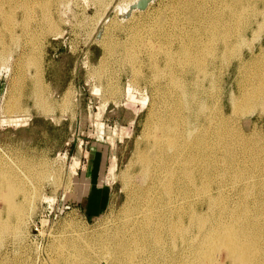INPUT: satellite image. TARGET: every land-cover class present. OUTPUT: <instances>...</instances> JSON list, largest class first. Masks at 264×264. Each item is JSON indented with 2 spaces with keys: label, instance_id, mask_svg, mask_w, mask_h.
Returning <instances> with one entry per match:
<instances>
[{
  "label": "bare ground",
  "instance_id": "6f19581e",
  "mask_svg": "<svg viewBox=\"0 0 264 264\" xmlns=\"http://www.w3.org/2000/svg\"><path fill=\"white\" fill-rule=\"evenodd\" d=\"M43 1L40 3L44 4L49 0ZM139 1L116 2L113 7L123 20L127 18L129 21L134 18L135 11H146L148 9L146 7L150 5L149 3L152 0H146L145 8L138 6ZM72 2L69 1V3ZM4 5L6 4L4 3ZM49 6L48 8H50ZM67 6L69 8L68 4ZM181 6L184 7L182 15L177 14L176 17H179V19L176 18L175 23L176 27L180 28H178V31L176 30L174 35L171 33L172 31L170 32L172 35L169 33L172 37L178 38V44L175 46L170 44V36L168 34L162 36L161 30L159 45L154 46L152 42L151 47L153 49L149 50L151 51L150 56H153L150 62L152 68H149L153 70L151 75H154L150 78L153 79L150 84H152V87L154 86L158 96L156 95L157 98L153 97L150 106L148 105L146 128L142 131V138L138 143L136 152L121 175L127 195V204L124 207L123 215L118 222L116 221L117 223L108 226L101 232H94L89 235L84 231H80L62 236V241L56 242L58 244L56 251L53 250L56 252V256L52 259V264H264V131L257 129L259 122L264 119V0H215L214 6H211L212 8H209L208 4L205 5L204 2L194 4L190 0ZM24 8L26 9L23 12L26 13L23 18L21 17L20 22L26 24L32 14H30L31 7H23V10ZM61 8L59 9L58 6L59 10ZM1 10L3 11V9ZM1 10L0 12H2ZM47 10L45 9V13ZM11 11L13 10L11 9ZM45 16L46 18H42L47 29L58 27L56 19L49 16V14ZM106 16L107 14H104V16H99V20L97 19L100 23L99 28L103 29V33L100 34L103 39L106 37L105 31L107 28V31L110 27L112 28V24L110 26L112 20L107 21ZM9 18L10 16L6 18L0 14V19L3 20L1 21L3 24L0 26V37L2 39L5 38L3 25L8 26L10 23H8ZM32 19L34 18H31L30 21ZM117 22L113 21L112 23L116 25ZM25 24L20 25L25 27ZM9 29L13 30L11 27ZM28 29L26 30L28 31ZM60 34L63 33L60 32ZM10 36L13 37V35ZM16 39L14 37L12 40L15 41ZM20 39L17 41L20 42ZM105 43L109 48H114L115 42H110L107 39ZM142 44L144 43L142 42ZM21 46L19 44V47ZM1 47L0 69H5L8 66L6 63H9L11 58L10 52L7 53L8 47L11 48V46L6 47L4 45ZM26 48L21 54H27L30 59L34 58L35 55L30 57L31 51H27ZM32 50L35 49L32 48ZM132 51L130 53H128V50L124 52L127 53V56L129 54V58H131L135 56V51L134 53ZM158 53L162 54V64L159 63V60H156L158 56L155 55H159ZM127 56L126 58H128ZM28 57L26 56V58ZM20 58L22 59L21 56ZM136 58L138 56H135ZM34 59L37 62V58ZM36 62L32 64L34 65ZM18 63L20 62L18 61ZM37 64L34 68L38 66ZM105 65L102 66L101 64V67H105ZM141 72L139 74H142ZM136 73H138V70ZM100 76L97 78L100 79ZM38 79L35 78L36 81ZM103 80L100 82L102 83ZM15 82L17 83L18 80L16 79ZM37 88L38 86L32 90V96L34 95L35 99L39 97V101L42 103L44 99L41 97L44 94H42V90L39 91ZM131 89L134 90V87L129 84L127 93ZM134 93H136L135 90L133 98L136 99ZM17 97L13 99L16 100ZM63 100L67 102L66 99ZM148 101L147 97V100H143L142 103ZM20 102H22V99ZM40 102L38 107L41 105ZM43 104L47 105L45 102ZM66 105L67 103L63 104V107H66ZM9 107L11 106L8 105ZM45 110H47V107ZM17 113L19 112L17 111ZM17 117H15V120H17ZM242 120H248L251 123L249 133L243 132L241 128ZM24 163L27 165L26 162ZM75 163L72 167L74 174L77 171ZM32 167L31 169H33ZM116 169L117 163L114 158L109 171L110 174L114 175V178L117 176ZM15 170L18 169L15 168ZM15 172L12 171L9 164L0 163V186L10 189V193L3 196L4 205L0 207V238L3 232H6L9 228L11 229L12 224L17 229H21V225L24 223L25 206L23 207V200L17 201L13 196L21 188L14 176ZM23 187H25V184ZM28 203L30 202L28 201ZM14 216L16 218L13 222L12 218ZM177 246L178 248H176ZM220 249L225 250V254L221 257L214 253L215 251L220 252ZM37 250L39 252L40 248H37ZM7 261L9 262L8 259ZM0 264L8 263L4 261L3 257Z\"/></svg>",
  "mask_w": 264,
  "mask_h": 264
},
{
  "label": "rangeland",
  "instance_id": "374dc122",
  "mask_svg": "<svg viewBox=\"0 0 264 264\" xmlns=\"http://www.w3.org/2000/svg\"><path fill=\"white\" fill-rule=\"evenodd\" d=\"M1 1L2 0H0V2ZM57 1L58 0H49L47 1V3L45 2L44 4H41L40 2H44L43 0H10V4L9 0H3L0 3V10L3 9V11L1 10L2 12H0V14L6 18L7 16H10V18L8 19V23L10 22L9 24H11H8V26L3 25L5 38L2 39L0 37V47H3L4 45H6V47L11 46V48L8 47L9 50L7 51V53L10 52L9 54H11L9 63H6V65L8 64V66L7 68L5 67V69H0V159L2 160H0V163L2 162L3 164H9L12 167V171H16L14 173V176L17 178V181L19 182L21 188L18 189V191H16L18 193H15L13 196L17 201L23 200V207H26H24L26 212L24 210V223L23 225H21V229H17L15 226H12V224L11 229H8L9 231L7 230L6 232H3L1 234L0 260L4 257V261L8 264H52V259H54V257L56 256L55 251L57 249V243L62 241L65 235L80 231H84L86 232V234L91 235L94 232L98 233L102 230H105L108 226L114 225L120 220L119 218H121V216L123 215L124 207L127 204L126 188L124 187L121 175L128 166V163L133 157V154L136 152L138 143L142 138V131H144V129L146 128V117L149 111L148 105L150 106L153 97L157 98L158 96V92H156L154 86L152 87V84H150V81L153 80H151L150 78L154 77V75H151L153 74V70L150 69L152 68L150 62L153 59V56H150L151 51L149 50L153 49V47H151L152 45H159L161 34L162 36H164V34H168L171 38L170 44H172L173 46L178 44V38L171 36L172 34L174 35L176 30L178 31V28H180L176 27V18L179 19V17L176 16L178 13L180 16L182 15L181 13L184 7H182L181 5L187 3L190 0H152L149 3L150 5L146 7L148 8L146 11H135L134 18L129 21L127 20V18L123 20L113 7L116 2L126 3V1L128 0H113V2L112 0H98V2L97 0H93L94 2L92 0H59L58 2H60V4H58ZM69 1L73 2L69 3ZM48 2L49 4H51L50 6ZM191 2H193L194 4H200L204 2L205 5L208 4L209 8H212L215 4V0H191ZM4 3L6 5H4ZM24 4L26 6H29V8L31 7L30 14L32 15L30 17V20L31 18H34L32 19V21L28 20V24H25L22 21L20 22V20L23 18V15L26 13L23 12L26 9L24 8L23 10V7H26ZM67 4L69 5V8ZM3 5L5 6V8ZM22 5L24 6L21 7ZM31 5H34L33 8ZM47 5L50 8H48ZM8 6L10 7V9ZM58 6L59 9L62 7L61 10L58 9ZM11 9L13 11H11ZM45 9H48L46 13ZM13 12H15L16 14ZM13 14L15 15V17L18 15L16 19ZM46 14H49V16H52V18L56 19V21L58 22L57 28H46L47 26L45 25L43 19L46 18ZM104 14H107V21L112 20L110 22V26L112 24V28L110 27L109 31H107V28V30L105 31L106 37L104 39L105 42H107V39L110 42H115V49L109 48L100 35L103 33V29L99 28L100 23H98V20L100 18L99 16H104ZM173 15L174 17H172ZM162 19L164 20L162 21ZM16 20L19 21V24ZM39 20H42L41 23ZM1 21L3 20L0 19V26L3 24V22L1 23ZM113 21L118 22L115 23L116 25H114L112 23ZM23 23L25 24V27L22 26L24 25ZM10 27L13 29L12 31L9 29ZM59 27H61L62 29H58ZM7 29H9L10 31ZM23 29H28L29 32L27 30L24 32ZM49 30L51 31L48 32ZM161 30L162 33L160 34ZM55 32H58L59 34H56ZM60 32L63 34L61 35ZM98 33L100 36L98 35ZM10 35H13V37L11 38ZM14 37L17 38L15 41L12 40ZM20 37L22 38L20 39ZM133 38L134 40H132ZM18 39H20L21 41H17ZM3 41L5 42L2 43ZM142 42L144 44H142ZM19 44L20 46H22L19 47ZM25 48L27 49V51H31L30 57H34L35 55L34 58H37V62L34 58H32L33 60L30 59L27 54L25 55L28 58H26L24 53L21 54V52H23ZM32 48L35 50H32ZM127 50L128 53H130L132 50L133 53L135 51L134 55L136 57L138 56V58H136L137 60L135 59V56H133L134 58H129V54L127 56V53L124 52ZM7 53L5 54L9 55ZM158 54L159 55H155L158 56L156 60H159V63L162 64V54ZM20 56L22 57V59L20 58ZM126 56L128 58H126ZM18 61L20 63H18ZM28 61L30 62L28 63ZM32 61L36 63H34L33 65ZM130 63H132L133 66H131L132 64ZM35 64L38 65L36 68H34L36 66ZM101 64L102 66H104L105 64L106 65L105 67H101ZM92 66L95 67L93 68ZM40 67L41 69H39ZM102 68L105 72L102 70ZM139 69L141 70L139 71ZM97 70H99L100 72ZM137 70L138 73L135 74ZM131 72L132 74L134 73L133 75H135L137 78L133 76ZM140 72L142 74H139ZM143 74L144 76H142ZM99 76L100 79L97 78ZM39 77L41 78V81ZM139 77L143 78L140 79ZM35 78H39V82L38 80L36 81ZM16 79L20 83H16ZM32 79L34 80L32 81ZM101 80H103L102 83L100 82ZM35 82L36 84H34ZM129 84H132L134 90L136 91V93H134L136 95V99L133 98V89H131L130 92L127 93ZM19 85H21V89L19 88ZM36 85L38 86L37 89L39 91L42 90V94H44L41 97L42 94L40 92V97L44 99L42 103L39 101V97L38 99H35V96H32V90L37 87ZM229 88L230 86L228 87V89ZM15 97H17L16 100H14ZM147 97L149 99V103H142L143 100H147ZM20 98L22 99V102H20ZM63 99H66L67 102H64ZM32 102L34 104H37L34 105ZM39 102L41 105H39L38 107ZM43 102H45V104L47 105H44ZM66 103V107H63V104ZM8 105H10L11 107L8 108ZM49 106H51L52 109ZM46 107L47 110L49 109L50 111L45 110ZM63 109L67 110L65 111ZM68 109L71 110L69 111ZM61 110L63 113L61 112ZM17 111L19 113H17ZM15 117H17L16 119L19 120H15ZM4 119L7 121H5ZM241 128L243 132L249 133L251 131V123L248 120H242ZM257 129L259 131H264V119L263 121L259 122V126ZM95 148H101L107 154V168L103 174L102 180H106L109 184L110 197L108 205L104 209H102L97 214H89L84 211L83 206L78 198V189L81 186L78 176H80L79 167ZM114 158L116 159L117 163L116 173L118 177L116 176V178H114V175L110 174L109 172L110 165L113 162ZM7 161L10 163H8ZM23 161L26 162L27 165H25ZM74 163L75 166L77 165V171L75 172V174L72 172ZM31 167L33 169H31ZM15 168H17L18 170H15ZM18 171L20 172V174ZM24 184L25 187H23ZM9 193L10 189L8 187L0 186V207H3L4 205V201L2 199L3 196ZM27 200L30 203H28ZM116 214L118 217L116 216ZM15 218V216L12 218L13 222L15 221ZM4 235L6 236L3 237ZM37 248H40L39 252ZM176 248H178V246ZM220 250V252H214L217 253L216 255H219V257L225 254L224 249ZM7 259L9 260V262L7 261Z\"/></svg>",
  "mask_w": 264,
  "mask_h": 264
},
{
  "label": "crops",
  "instance_id": "0c3cea01",
  "mask_svg": "<svg viewBox=\"0 0 264 264\" xmlns=\"http://www.w3.org/2000/svg\"><path fill=\"white\" fill-rule=\"evenodd\" d=\"M106 155L103 149L95 148L89 156H85L86 159L79 167L78 178L81 186L78 189V198L84 211L89 214L99 213L109 202V184L102 180L107 168Z\"/></svg>",
  "mask_w": 264,
  "mask_h": 264
},
{
  "label": "water",
  "instance_id": "95a60500",
  "mask_svg": "<svg viewBox=\"0 0 264 264\" xmlns=\"http://www.w3.org/2000/svg\"><path fill=\"white\" fill-rule=\"evenodd\" d=\"M138 6H140V8H145L146 7V0H140L138 2Z\"/></svg>",
  "mask_w": 264,
  "mask_h": 264
}]
</instances>
